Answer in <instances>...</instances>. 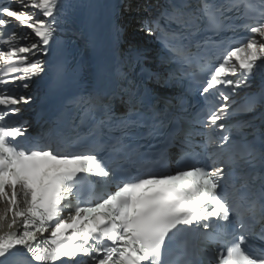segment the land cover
Listing matches in <instances>:
<instances>
[{"label": "snow or ice", "instance_id": "obj_1", "mask_svg": "<svg viewBox=\"0 0 264 264\" xmlns=\"http://www.w3.org/2000/svg\"><path fill=\"white\" fill-rule=\"evenodd\" d=\"M81 7L0 0V264H264V0H165L143 30L172 67L117 65L118 90L72 97L32 136L17 90L67 78Z\"/></svg>", "mask_w": 264, "mask_h": 264}, {"label": "bare ground", "instance_id": "obj_2", "mask_svg": "<svg viewBox=\"0 0 264 264\" xmlns=\"http://www.w3.org/2000/svg\"><path fill=\"white\" fill-rule=\"evenodd\" d=\"M133 35H134L135 38L141 37L143 39V41L146 42V43H149V41H150L149 36L146 35V34L140 35L139 32H134Z\"/></svg>", "mask_w": 264, "mask_h": 264}]
</instances>
